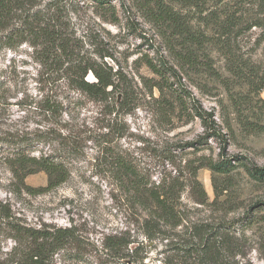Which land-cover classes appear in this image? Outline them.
Segmentation results:
<instances>
[{
  "label": "rangeland",
  "instance_id": "1",
  "mask_svg": "<svg viewBox=\"0 0 264 264\" xmlns=\"http://www.w3.org/2000/svg\"><path fill=\"white\" fill-rule=\"evenodd\" d=\"M68 2L72 4V18L80 31L90 29L109 49L114 60L107 58L108 62L120 66L133 79L139 99L135 107L117 115L87 98L67 105V111L62 114L50 115L40 103L43 85L39 82L40 67L32 48L24 44L4 52L1 61L7 71L9 90L7 103L0 110V139L26 138L32 154L39 156L54 152L66 136L75 142L77 151L67 159L70 169L67 182L42 194H16L12 192L13 177L5 163L12 146L0 141V199L9 201L31 224L44 221L74 227L81 239V247L75 252L80 251L81 258L68 264H127L106 254L101 247L106 235L122 231L128 230L142 238L110 164L105 161L103 149L110 138L112 145L126 150L155 180L179 174L188 183L196 172L209 200L206 204L197 203L194 189L188 185L181 209L193 222L226 221L238 226L240 231L245 230L247 240L242 242L245 253L237 257L239 264H264V207H255L264 200V179H256L248 171V167L264 168V88L258 89L264 83V26L244 29L233 43L241 62L248 66L244 73L253 72V86L247 79L232 75L223 53L210 43L201 54L211 55L213 66L224 76V81L211 76L200 65L182 72L184 90L215 113L226 135L223 158L230 159L232 170L221 174L202 166V156L222 158L223 144L219 139H206L199 118L187 112L177 111L171 120L166 119L150 96L147 84L155 75L141 58L161 57L166 47L140 3L110 0L117 6L119 20L105 22L98 13L97 0ZM260 2L264 0L249 3L244 16L263 17L264 5ZM153 92L159 95L157 90ZM27 183L36 187L46 185L47 176L44 172L30 175ZM216 189L221 194L218 198ZM143 254L144 261L134 264H176L178 260L162 240L152 243Z\"/></svg>",
  "mask_w": 264,
  "mask_h": 264
},
{
  "label": "trees",
  "instance_id": "2",
  "mask_svg": "<svg viewBox=\"0 0 264 264\" xmlns=\"http://www.w3.org/2000/svg\"><path fill=\"white\" fill-rule=\"evenodd\" d=\"M97 1L103 21L119 20L114 3ZM134 1L140 3L146 18L156 25L166 47L161 57L141 58L155 75L147 84L150 96L166 119L171 120L177 111L198 117L205 138L216 137L223 144L222 158L202 156V166L213 173L228 174L232 162L223 158L227 149L226 135L215 113L184 90L182 72L200 65L211 76L224 81V76L214 68L211 55L201 54L210 43L223 53L228 71L247 79L253 86V72L244 73L248 66L241 62L233 43L244 29L264 26V16H244L246 6L253 0ZM72 13L68 0H0V110L7 103L9 90L2 55L24 44L32 48L40 67L39 82L44 92L40 103L46 113L62 114L67 111V105H75L83 98L103 105L116 115L135 107L139 97L133 79L120 66L108 62L107 58L114 60V55L90 29L80 31ZM262 88L264 83L258 89ZM154 90L159 92L158 96ZM64 139L54 152L39 156L32 154L26 138L0 139L12 146L5 163L13 177V193L42 194L68 181L67 159L77 150L75 142L66 136ZM111 141L107 138L108 144L103 149L105 161L110 164L113 178L142 238L128 230L106 235L101 246L106 254L127 264L143 262L146 257L143 252L152 243L162 240L166 241L168 251H174L176 264H239L237 257L245 253L242 243L247 240L245 230L240 231L238 226L226 221L193 222L181 209L183 192L188 185L193 187L197 203L206 204L209 200L196 172L188 183L179 174L155 180L126 150L112 145ZM248 171L256 179H264V168L248 167ZM40 172L47 176L46 185L36 187L27 183L30 175ZM220 195L216 189V197ZM255 205L264 207V200ZM234 221L239 223L238 219ZM80 245L81 239L74 227L44 221L31 224L9 201L0 199V264H68L81 258L80 251L75 252Z\"/></svg>",
  "mask_w": 264,
  "mask_h": 264
}]
</instances>
